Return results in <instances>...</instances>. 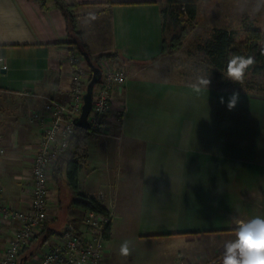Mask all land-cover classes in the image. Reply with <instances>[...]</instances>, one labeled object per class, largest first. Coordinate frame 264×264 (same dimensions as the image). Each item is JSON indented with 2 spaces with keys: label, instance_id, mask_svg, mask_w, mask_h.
<instances>
[{
  "label": "crops",
  "instance_id": "obj_1",
  "mask_svg": "<svg viewBox=\"0 0 264 264\" xmlns=\"http://www.w3.org/2000/svg\"><path fill=\"white\" fill-rule=\"evenodd\" d=\"M65 2L91 55L117 54L107 61L127 76L115 95L125 105L121 126L86 139L79 172L78 192L111 214L102 264H221L237 224L264 217V83L228 79L199 41L161 53L165 0ZM200 16L209 31L237 30V19L264 31V0H199ZM67 41L52 0H0V174L12 206H25L23 177L36 152L39 127L28 115L68 93ZM201 73L211 83L196 93L188 85ZM125 240L128 257L119 255Z\"/></svg>",
  "mask_w": 264,
  "mask_h": 264
},
{
  "label": "built area",
  "instance_id": "obj_2",
  "mask_svg": "<svg viewBox=\"0 0 264 264\" xmlns=\"http://www.w3.org/2000/svg\"><path fill=\"white\" fill-rule=\"evenodd\" d=\"M65 61L70 67V86L66 97H46L41 109L30 112L28 120L39 127L28 174L23 177L25 206H12L2 196L0 174V264H18V254L40 231L47 218L49 182L52 170L75 134L74 118L80 114L83 94L91 70L76 49L68 51ZM101 77L92 91L91 108L87 115V133L106 135L113 125L120 127L125 105L115 100L121 93L126 73L111 66L107 60L99 63ZM4 149L0 144V158ZM77 226H69L46 241L39 255L25 264H102L106 251V233L111 214L85 210ZM42 249V250H41Z\"/></svg>",
  "mask_w": 264,
  "mask_h": 264
},
{
  "label": "trees",
  "instance_id": "obj_3",
  "mask_svg": "<svg viewBox=\"0 0 264 264\" xmlns=\"http://www.w3.org/2000/svg\"><path fill=\"white\" fill-rule=\"evenodd\" d=\"M165 1L166 4L161 8V53H171L182 45L185 38L194 28L199 0ZM52 2L58 8L66 23L68 51L76 48L84 57V61L86 57L96 65H99L101 59L116 60L117 54L115 53L91 55L78 27L74 4H68L65 0H52ZM200 49L205 51L209 64L214 69L222 72H225L230 53L255 56L256 64L248 72L254 76H260L264 72V54H262V50H264V31L258 27L248 25L242 31H229L222 28L214 29L211 36L200 44ZM89 136L91 134L84 129L75 127V134L68 148L59 157L51 174L53 179H58L64 172L67 183L75 194L73 203L81 205L85 210L109 214L107 209L93 197H89L83 192H78L79 172L86 159V139ZM109 232L110 224L108 225L106 239H108ZM56 234L58 233L53 232L46 224L43 225L40 231L19 252L17 257L18 264H25L37 249L44 246L51 235Z\"/></svg>",
  "mask_w": 264,
  "mask_h": 264
},
{
  "label": "clouds",
  "instance_id": "obj_4",
  "mask_svg": "<svg viewBox=\"0 0 264 264\" xmlns=\"http://www.w3.org/2000/svg\"><path fill=\"white\" fill-rule=\"evenodd\" d=\"M94 18V17H92ZM264 54V50H262ZM256 64L255 56L230 53L227 59L225 72L233 82H242L249 69ZM211 80L205 76L197 78L196 83L188 87L200 93L206 89ZM240 100V92L233 91L227 99V109L234 110ZM223 103V98L221 99ZM133 251L132 242L125 240L119 247V255L128 257ZM221 264H264V217L255 216L247 221H240L235 227L233 239L223 245Z\"/></svg>",
  "mask_w": 264,
  "mask_h": 264
},
{
  "label": "rangeland",
  "instance_id": "obj_5",
  "mask_svg": "<svg viewBox=\"0 0 264 264\" xmlns=\"http://www.w3.org/2000/svg\"><path fill=\"white\" fill-rule=\"evenodd\" d=\"M206 3L207 2H205L203 5V8L200 7V9L207 8ZM207 6H208V8H210L209 5H207ZM208 8H207V10H209ZM239 18H241V17H239ZM236 22H237V24H236L237 30L236 31H242L244 29V25L243 24L240 25L238 19L236 20ZM261 26H264V25H261ZM209 27H211V23H208V21H206V22H204L203 20L201 21V16L199 18H197L194 28L190 31L188 36L183 41L184 45H185V42H187V40L188 41L189 40L199 41V43H203V41L205 39L209 38L212 34V31H209ZM183 43H182V45H183ZM186 45H188V44H186ZM180 47L177 50H175L171 53H167V54H174V52H177L180 49ZM201 53H203V52H201ZM192 55L202 57L199 59V63H201V65L207 66V61H205L203 59L204 58L203 54H198V52H194ZM104 60L105 59H101L99 61V63L103 62ZM202 76H203V74H202ZM214 78H217L216 75H214ZM255 79H257V81H262V83H264V72L260 76H254V75H252V73L248 72L244 80L254 81ZM110 131H111V129L109 130V132L106 135L110 134L111 133ZM106 135H104V136H106ZM100 172L101 171L98 170L97 175L98 174L100 175ZM88 184H90L89 181H88ZM74 198H75V194L73 192H71V188L67 183V179H66V176L64 175V172L62 173V175L58 179H53L52 174H51L50 175V182H49L47 218H46V221L44 222L43 225L46 224V226L48 228H51L53 232H57L58 234H59V232H61L66 227L77 226L84 219L86 211H85V209L84 210L80 209L79 207H77V204L73 203ZM56 235H51L49 237L48 241H51V240L53 241L55 239ZM44 246H45V244H44ZM43 247H41V248L43 249ZM33 255H34V259H36L37 256L39 255L38 249L34 252Z\"/></svg>",
  "mask_w": 264,
  "mask_h": 264
},
{
  "label": "water",
  "instance_id": "obj_6",
  "mask_svg": "<svg viewBox=\"0 0 264 264\" xmlns=\"http://www.w3.org/2000/svg\"><path fill=\"white\" fill-rule=\"evenodd\" d=\"M86 64L91 70V77L86 84L85 92L82 96L83 103L81 111L78 116L74 118V123L77 127L85 129L87 127V115L91 108L92 91L95 83L101 77V69L98 65L94 64L91 60L85 57Z\"/></svg>",
  "mask_w": 264,
  "mask_h": 264
}]
</instances>
